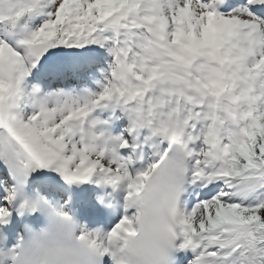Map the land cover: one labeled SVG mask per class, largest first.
<instances>
[{
  "label": "snow or ice",
  "instance_id": "6c2138e0",
  "mask_svg": "<svg viewBox=\"0 0 264 264\" xmlns=\"http://www.w3.org/2000/svg\"><path fill=\"white\" fill-rule=\"evenodd\" d=\"M46 169L125 214L79 228ZM145 208L159 264H264V0H0V264H113Z\"/></svg>",
  "mask_w": 264,
  "mask_h": 264
},
{
  "label": "clouds",
  "instance_id": "9594fccd",
  "mask_svg": "<svg viewBox=\"0 0 264 264\" xmlns=\"http://www.w3.org/2000/svg\"><path fill=\"white\" fill-rule=\"evenodd\" d=\"M137 199H142L137 197ZM142 218L137 223L136 236H121L114 242L113 248L115 259L113 264H159L158 253L166 244V235L169 225L167 216L161 211L159 213L142 209ZM69 215L72 216L69 212ZM73 218V216H72ZM75 224L83 229L73 218ZM95 231L96 229H88ZM76 247L80 249L82 257L87 260L93 254V249L87 242H76Z\"/></svg>",
  "mask_w": 264,
  "mask_h": 264
}]
</instances>
